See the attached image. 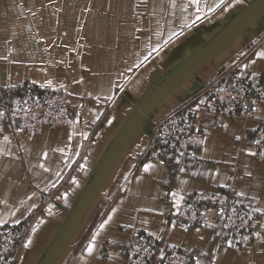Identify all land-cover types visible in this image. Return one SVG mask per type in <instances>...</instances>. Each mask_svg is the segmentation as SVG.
I'll return each instance as SVG.
<instances>
[{
    "label": "crops",
    "instance_id": "crops-1",
    "mask_svg": "<svg viewBox=\"0 0 264 264\" xmlns=\"http://www.w3.org/2000/svg\"><path fill=\"white\" fill-rule=\"evenodd\" d=\"M247 15L139 115L102 170L147 96ZM262 53L264 0H0V222L30 221L11 264H125L140 233L160 252L197 249V264H264V148L252 142L264 103L243 120L208 89L263 75ZM27 80L65 93L67 124L10 129L4 107ZM176 111L203 131L198 147L157 142L156 122ZM200 190L248 205L262 220L252 242L222 240L214 208L206 226L177 219L180 200Z\"/></svg>",
    "mask_w": 264,
    "mask_h": 264
},
{
    "label": "built area",
    "instance_id": "built-area-1",
    "mask_svg": "<svg viewBox=\"0 0 264 264\" xmlns=\"http://www.w3.org/2000/svg\"><path fill=\"white\" fill-rule=\"evenodd\" d=\"M219 110L230 116L247 120L264 103V74L220 78L208 86ZM14 121L11 130L21 134H37L45 127L65 125L68 122L69 104L65 93L56 88L37 85L32 80L24 82L20 93L12 96L4 107ZM154 136L160 145L185 152L198 147L203 131L194 120L181 112H170L155 124ZM254 145L264 148V121L252 133ZM208 208L216 211L215 219L222 240L245 246L252 242L262 220L244 204L230 201L228 192L200 190L180 200L174 215L187 225H208L212 219ZM30 229L25 218L16 222H0V264H11V254L18 249ZM200 253L197 249L171 247L158 250L156 239L140 233L125 243V264H197Z\"/></svg>",
    "mask_w": 264,
    "mask_h": 264
},
{
    "label": "water",
    "instance_id": "water-1",
    "mask_svg": "<svg viewBox=\"0 0 264 264\" xmlns=\"http://www.w3.org/2000/svg\"><path fill=\"white\" fill-rule=\"evenodd\" d=\"M250 17V15H247L245 18H243L238 25H236L231 31H229L228 33H226L223 37L219 38L217 41L214 42V44L212 46H210L209 48H207L204 52H202L201 54H199L198 56H196L194 59H192L190 62H188L187 64H185L184 66H181L178 68L177 72L173 75L170 76V78L166 79L164 82H162L156 89L153 90V92L151 94H149L147 96V98L145 99L144 102H142V104H140L139 108L134 112V114L131 116V118L129 119V121L126 123L125 127L123 128L119 139L117 140L116 144L114 145L113 150L111 151V153L109 154V156L106 159L105 165L102 168V170L105 168V166L107 165V163L109 162V160L111 159V157L113 156L114 152L116 151V149L118 148V146L120 145V143L122 142V140L126 137V135L128 134V132L130 131V129L132 128V126L134 125L135 121L138 119L139 115L145 110L147 109L156 99H158L160 96H163L165 93H167L175 84H177L178 82H180L184 76L188 75L189 72L201 61L203 60L206 56H208V54H210L211 52H213L214 50H216L220 44L223 42L224 38L230 34L234 29H236L238 26H240L244 21H246L248 18ZM90 192L87 193V195ZM85 196L82 200V202L80 203V205L78 206V210L76 211L75 215H77L84 203V201L86 200Z\"/></svg>",
    "mask_w": 264,
    "mask_h": 264
},
{
    "label": "snow or ice",
    "instance_id": "snow-or-ice-1",
    "mask_svg": "<svg viewBox=\"0 0 264 264\" xmlns=\"http://www.w3.org/2000/svg\"><path fill=\"white\" fill-rule=\"evenodd\" d=\"M210 11H211V8L209 9ZM155 50V49H154ZM261 55H264V53H262ZM5 139H7L6 137H5ZM148 168V165H145V169H147ZM257 211H259V209H257ZM108 223V221L107 220H105L103 223H101L100 225H99V227L101 228V229H103L104 228V226H105V224H107ZM93 240L95 239V237L93 236V238H92ZM87 252H89V253H91L92 251H93V244L90 242L89 244H88V247H87V249H85Z\"/></svg>",
    "mask_w": 264,
    "mask_h": 264
}]
</instances>
